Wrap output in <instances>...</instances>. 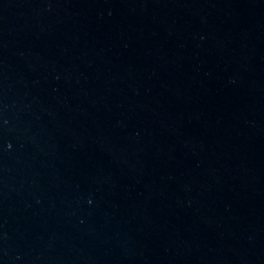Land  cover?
<instances>
[{
  "label": "water",
  "instance_id": "water-1",
  "mask_svg": "<svg viewBox=\"0 0 264 264\" xmlns=\"http://www.w3.org/2000/svg\"><path fill=\"white\" fill-rule=\"evenodd\" d=\"M0 264H264V0H0Z\"/></svg>",
  "mask_w": 264,
  "mask_h": 264
}]
</instances>
